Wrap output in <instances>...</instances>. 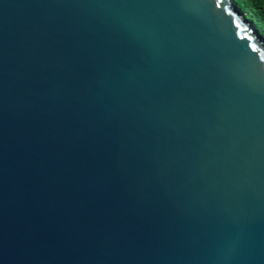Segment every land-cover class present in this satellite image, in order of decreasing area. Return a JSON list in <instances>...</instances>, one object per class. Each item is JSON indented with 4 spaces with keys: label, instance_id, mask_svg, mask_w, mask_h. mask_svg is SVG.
<instances>
[{
    "label": "water",
    "instance_id": "1",
    "mask_svg": "<svg viewBox=\"0 0 264 264\" xmlns=\"http://www.w3.org/2000/svg\"><path fill=\"white\" fill-rule=\"evenodd\" d=\"M0 264H264V39L233 0H0Z\"/></svg>",
    "mask_w": 264,
    "mask_h": 264
},
{
    "label": "trees",
    "instance_id": "2",
    "mask_svg": "<svg viewBox=\"0 0 264 264\" xmlns=\"http://www.w3.org/2000/svg\"><path fill=\"white\" fill-rule=\"evenodd\" d=\"M233 2L264 39V0H233Z\"/></svg>",
    "mask_w": 264,
    "mask_h": 264
}]
</instances>
